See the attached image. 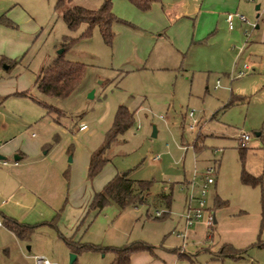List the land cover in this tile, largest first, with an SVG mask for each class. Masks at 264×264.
Returning <instances> with one entry per match:
<instances>
[{
    "label": "rangeland",
    "instance_id": "374dc122",
    "mask_svg": "<svg viewBox=\"0 0 264 264\" xmlns=\"http://www.w3.org/2000/svg\"><path fill=\"white\" fill-rule=\"evenodd\" d=\"M104 1L64 0V8L58 9L57 0H0V17L12 23L0 24V156L11 163L13 150H22L24 161L40 163L38 167L50 174L44 186L52 195L49 202H58L55 208L39 203L30 213L28 225L34 229L22 239L24 252L39 250L37 255L51 256L63 249L69 264L71 251L63 237L103 247L134 241L178 247L176 233L181 232L188 193L182 183L196 174L197 191L205 170L213 167L215 184L207 189L205 210L216 223L186 239L188 246L198 244V252L191 254L193 264H213L209 249L220 241L246 250L244 258L228 264H264V247L256 246L264 242V13L241 0L238 12L245 21L235 20L229 30L223 16L234 10L216 7V17L221 14L216 29L200 37V26L193 38L196 45L176 59L164 53L167 58L156 60L154 55L165 46L169 51L171 45L153 38L170 28L162 24V29H155L160 24L159 6L142 14L129 1L110 0L112 13L130 25L114 23L111 46L104 43L98 27L90 37H82L87 23L69 30L61 17L72 6L96 11ZM65 36L75 41L66 44ZM63 46L64 57L83 63L85 74L66 97L42 94L35 75ZM10 60L17 62L6 68ZM244 63L250 67L245 73ZM125 64L139 69L122 74ZM120 105L134 112L133 125L106 147L107 161L89 177V157L104 146ZM241 133L249 136L242 159L237 143ZM156 155L159 159L153 160ZM242 167L261 177V183L243 184ZM118 173L152 181L147 200L125 208L111 202L101 210L90 209L94 193ZM170 187L167 208L157 195ZM217 196L224 204L214 205ZM8 200L12 199L0 195V205ZM156 211L168 215L155 218ZM13 239L2 225L0 244L6 248ZM9 248L11 252L0 248V264L18 261Z\"/></svg>",
    "mask_w": 264,
    "mask_h": 264
},
{
    "label": "crops",
    "instance_id": "0c3cea01",
    "mask_svg": "<svg viewBox=\"0 0 264 264\" xmlns=\"http://www.w3.org/2000/svg\"><path fill=\"white\" fill-rule=\"evenodd\" d=\"M179 3H181L182 5L181 9H179V5H178ZM240 4H241V0H179V1L158 0L157 2L153 3L151 5V8L154 7L155 9H157L158 6L161 7V14H158L156 12L154 13L151 12L153 14H158L160 18V24L155 29L156 30L162 29L160 28L162 24L164 27L166 25L170 27L168 32L162 31L161 33L159 32L157 37H153L154 41L155 43H157L159 40L162 41L165 40L164 42L167 43L169 42L171 44L169 45L170 47L167 48L169 51L165 50L166 49L165 46L164 50L161 49L158 53L154 55L155 56L154 59L158 60L160 57L167 58L166 56H164V53H168V55L171 56V58L176 59L177 56L183 54L184 51H186V49L188 48L190 49V47L197 44L195 42L196 40H194L193 38L197 34L198 28L200 26H201V28L199 29L200 37H203V35L211 32L212 29L213 30L216 29L218 25L217 18L221 17V14H218V17H216L217 16L215 13L216 7L222 6L225 8V10L228 11L234 10L235 13L239 14L238 10ZM151 8L148 11H140L137 8L136 9L140 13L145 14L149 12ZM256 12L258 13V11ZM228 14L231 13H227L225 16H223L227 26L228 23L226 21V16ZM259 17H260L259 14H257L256 18L258 19ZM235 20L240 21L239 19L234 18L233 24ZM240 22L242 23V21ZM121 23L130 26L129 23H126L122 20ZM256 28H258V26H256ZM180 29H183L182 34H180L181 33ZM228 29L231 30L232 28L230 29L228 27ZM7 67L9 66H6V68ZM143 68L145 69L146 66H143ZM138 69L139 67H134L132 64H125L123 67H121L120 71L123 74ZM248 70H250L249 64L244 63L242 70L243 73H245ZM83 127L84 126H81L80 129H83ZM261 134L262 133L259 132L256 133V135H261ZM192 145L194 146V143ZM14 156H17L18 158L15 159ZM6 159L7 158L5 156L2 155L0 156V168H1L0 195H5L11 198L12 200H8L5 204L0 205V215L1 216L5 215L7 217L17 220L20 223L26 222L28 224L30 213H33L34 209L36 208V206H38L39 203L44 205L49 204L50 206L55 208L58 202L55 205H52V203L49 202L48 199L50 196L52 197V195H49L47 189H44L45 183L47 182V179L49 177L48 175H50L48 174V172L46 173L44 167L42 168L38 167V164H40L38 162H31L27 160L24 161L26 159V153L22 150H13L11 154V159H12L11 163L7 162ZM152 159L155 160L154 157H152ZM213 184H215V182ZM16 188H19L21 190H17ZM17 191H19V193H17ZM162 191L167 192V190H162ZM216 198L219 197L217 196ZM214 205L216 206V203H214ZM183 206L185 208V201ZM206 215L207 212H204L201 220H198L191 225V226L194 225L192 227L193 229H190V227L186 228L184 219L182 216H180L183 220L181 232L184 234V241L181 237L177 235V233L180 232L178 231L176 233V237L180 239L179 240L180 244L178 247L173 248L168 246L167 244L166 245L160 244L159 246H155L153 253L144 250L133 252L130 255L129 262L127 264H193L194 262L191 254H193L194 252L195 253L198 252L197 249L198 244H191L188 246L185 241L186 239H188L189 235L195 233V235L198 236L199 234L201 235L202 233L201 231L203 230L206 231V228H208V226L205 223ZM215 223L216 221L214 218V224ZM197 230L199 232L198 234H197ZM228 241L231 240L228 239ZM21 242L22 239L18 238L14 234L13 241L10 242V244H6L7 245L6 248H5V244H0V248H2L3 250L7 249L11 252V249L9 247H12V252L15 254L16 259L18 260L16 261L15 259L16 261L15 264H34V256L37 255V253H39V250L32 255H26V253L23 250V245ZM223 243L226 242L225 241L216 242L214 243V246H212L209 249L210 261L213 264H228L231 262L230 260L238 261L239 259H234L231 256H222V257L214 256L216 253L219 252ZM104 247H113V246L111 245L107 246L106 244ZM187 247L188 249L186 250ZM109 252H111V256L107 255ZM200 252L203 251L201 250ZM59 253L60 254L51 255V256L43 253L39 255H44L50 258L52 261L56 262L57 264H66L67 263L66 255L68 252L67 251L65 252L63 251V249L62 250L60 249ZM71 253L73 252L71 251ZM80 257H82L83 259L79 264H112L114 260V253L110 250H105L104 252L98 250L82 251L76 254V259L74 260V262L76 263L77 259Z\"/></svg>",
    "mask_w": 264,
    "mask_h": 264
},
{
    "label": "trees",
    "instance_id": "16d2710c",
    "mask_svg": "<svg viewBox=\"0 0 264 264\" xmlns=\"http://www.w3.org/2000/svg\"><path fill=\"white\" fill-rule=\"evenodd\" d=\"M140 11H148L151 5L158 0H128ZM64 0H57L56 8H64ZM111 1L106 0L101 5L100 9L96 11H90L78 6H72L64 9L62 12V19L67 25L69 30H75L80 23H87L86 30L82 33V37H90L92 35L93 27H98L104 43L108 46L112 45L114 32L112 27L114 23L121 21L111 11ZM0 24L12 25L11 21L4 16L0 17ZM65 43L73 42L75 39L65 36ZM65 45V44H64ZM62 52L58 54L49 64L42 67L40 71L35 75L34 84L37 89L45 95L54 97H66L68 96L79 84L85 74V65L83 63L68 60L64 57V51L66 47L63 46ZM8 66L16 63L17 61H8ZM1 63H5L4 59H1ZM7 63V62H6ZM12 63V64H11ZM21 94H25L22 92ZM134 122V112L130 111L126 106H118L114 115L112 126L107 133L104 146L97 152H94L90 156L88 164V176H95L107 161L103 157V152L108 148L111 143L116 140V137L129 129ZM239 146V145H238ZM194 148L197 150L198 146L195 141ZM239 156L242 159L245 147L239 146ZM243 165V164H242ZM241 182L245 185L256 186L261 183V177L254 176L248 173L244 167H242L240 174ZM152 181L147 180H133L130 179L127 173H118L110 181H108L104 187L94 193L92 200L89 204V208L92 210H101L107 204L114 202L119 207L125 208L127 206H135L137 203H142L147 199V193L150 191ZM171 188L168 191H161L157 195V199L163 202L167 208H169L172 195ZM216 206L224 204V201L216 198ZM168 215V212H163L159 216L155 215V218H164ZM2 224L11 232H13L18 238H29L34 226L20 223L17 220L2 216ZM212 229V228H211ZM64 242L73 253H80L88 250L105 251L110 250L114 253V260L112 264H127L130 259V255L137 251H148L153 253L155 246L145 241H134L129 244H125L120 247H103L92 244H84L78 241H74L72 238L63 237ZM256 246L264 247V242H257ZM221 250L214 256H231L234 259L244 258L246 250L237 249L231 244H223ZM72 264H76L74 261Z\"/></svg>",
    "mask_w": 264,
    "mask_h": 264
},
{
    "label": "built area",
    "instance_id": "2783aa9c",
    "mask_svg": "<svg viewBox=\"0 0 264 264\" xmlns=\"http://www.w3.org/2000/svg\"><path fill=\"white\" fill-rule=\"evenodd\" d=\"M248 3H252L255 6L258 5L259 9L258 12L260 14L264 13V0H243ZM237 18L240 21H245V17L241 14H228L226 16V21L228 23V27L231 29L233 28V19ZM239 74H242L240 72ZM191 115V114H190ZM195 125L194 123L190 125L191 129H194ZM249 139V136L247 134L241 133L238 135V145L241 147H246L247 141ZM218 150H214L216 152ZM155 160L159 159V156L156 155L154 157ZM215 170L213 167H209L204 172V177L202 180L201 185L199 186V189L197 191H194V178L196 177V174L193 176L191 181H186L182 183L181 189H187L188 193L186 194V200H185V208L181 216L184 219L185 227H190L193 223L198 221L203 217L204 212H207V215L205 216V223L208 227L212 228L214 225V217L213 214L205 210V196L207 193V189L210 185L214 183V179L212 177V173ZM156 216L160 215L159 211L155 212ZM0 226H2V222L0 221ZM177 235L181 237L184 241V234L182 232H178ZM34 264H57L56 262L52 261L50 258L44 256V255H35L34 256Z\"/></svg>",
    "mask_w": 264,
    "mask_h": 264
},
{
    "label": "water",
    "instance_id": "95a60500",
    "mask_svg": "<svg viewBox=\"0 0 264 264\" xmlns=\"http://www.w3.org/2000/svg\"><path fill=\"white\" fill-rule=\"evenodd\" d=\"M258 9H259V6L256 5L255 6V10L258 11ZM61 52H62V49L58 51V54H60ZM89 96L92 97L93 96V92H91L89 94ZM152 136H155V130H153ZM14 158L17 159L18 157L17 156H14ZM69 159H71V158H69ZM75 259H76V254L75 253H71L70 254V257H69V264H71Z\"/></svg>",
    "mask_w": 264,
    "mask_h": 264
}]
</instances>
